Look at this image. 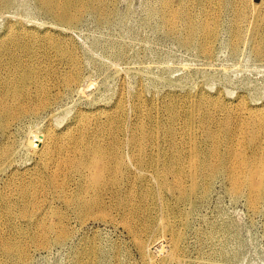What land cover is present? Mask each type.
<instances>
[{"label":"bare ground","instance_id":"obj_1","mask_svg":"<svg viewBox=\"0 0 264 264\" xmlns=\"http://www.w3.org/2000/svg\"><path fill=\"white\" fill-rule=\"evenodd\" d=\"M215 1L179 0L176 6L172 0H155L150 8L168 34L177 36L182 44L196 45L200 53L210 57L224 10L233 8L235 15L230 28V46L235 50L242 33L240 23L252 4L235 8L232 0H217L215 11ZM38 2L59 21L75 24L88 13L107 20L113 0ZM261 3L264 5L263 0L252 5ZM10 4L11 0H0V13ZM194 7H199L196 14ZM19 32L10 26L0 39V173L18 166L21 150L33 158L35 166L26 171L13 169L0 191V264H24L27 245L24 242L23 247L18 241L29 235L40 248L67 241L72 235L71 219L79 224L99 221L122 228L148 264H155V259L148 257L150 240L168 235L166 248L161 245L155 249L160 254L156 264H181L183 230L189 215L218 177L225 179L230 195L246 196L251 212L264 206V105L250 107L241 97L230 105L220 96L198 92L184 118L178 115L176 97L161 98L157 104L151 100L159 113L173 120L184 119V127L164 124L149 112L148 121L128 135L127 143L137 153L129 155L130 159L113 135L117 128L113 114L101 108L90 113L79 109L60 130L49 121L43 131L31 132L25 142L16 145L11 138L22 118L55 109L60 87L68 90L80 80L78 57L67 43L62 47L49 32L23 28ZM252 33L257 39L254 54L264 59V13H257ZM186 98L190 102V96ZM118 99V110L124 111L123 100ZM132 101L134 109H147L148 101L141 91ZM200 109H204L200 127L206 147L198 144L194 131V116ZM230 113L236 116L234 123L228 118L214 119ZM245 113L255 120H240ZM104 132L109 134L107 140L102 138ZM161 132L165 145H156L155 155L150 156L149 147ZM245 142L251 155L243 148ZM153 164L154 171H148ZM59 206L64 207L63 213ZM74 252L73 264H99L101 249L95 239L84 237ZM118 262L115 259V264Z\"/></svg>","mask_w":264,"mask_h":264},{"label":"rangeland","instance_id":"obj_2","mask_svg":"<svg viewBox=\"0 0 264 264\" xmlns=\"http://www.w3.org/2000/svg\"><path fill=\"white\" fill-rule=\"evenodd\" d=\"M154 1L113 0L107 20L96 19L88 13L79 22L67 24L44 12L38 0H11L0 13V39L10 26L18 33L21 28L42 34L49 32L59 39L62 47L65 48L67 43L80 63V80L68 90L60 87L59 98L54 104L58 107L40 116L29 114L14 128L11 139L16 145L21 140L25 142L31 132L33 135L43 131L49 121L60 130L72 121L79 109L90 113L101 108L113 114L117 123L113 135L130 159L136 148L128 145V135L137 125L148 121L149 112L164 124L184 127V119L173 120L171 116L159 113L157 105L150 104L151 100L157 104L161 98L165 101L176 97L178 115L183 118L188 115V106L194 105L192 101L197 99L198 92H205L208 97L220 96L230 105L240 97L250 107L264 105V59L254 54L257 39L252 33L257 13H264L262 3L253 7V0H232L235 8L252 1L247 6V17L240 23L242 33L237 48L233 50L230 46L233 38L230 28L235 23V15L233 8H226L212 41V55L205 57L196 45L182 44L177 36L165 31L159 17L151 14L150 6L155 5L152 4ZM172 3L179 6V0H172ZM214 3L216 11L217 0ZM198 8H193L194 14L199 12ZM260 9L263 10L258 11ZM140 91L148 101L147 109L133 108L132 97ZM186 96H190V102ZM118 98L123 100L124 111L118 110ZM203 111L200 109L195 113L194 131L198 144L206 147L200 127ZM218 117L213 118L216 121L228 118L234 123L236 116L230 113ZM239 118L255 120L247 113ZM105 120V117L101 118L102 122ZM162 137L161 132L153 147H149L150 156L155 155L156 145H165ZM102 138L107 140L109 134L104 132ZM171 140L167 139L168 142ZM175 140L178 141V137ZM3 142H7V138ZM245 144L246 154L251 155L252 150ZM1 145L0 149L3 148ZM222 145H227L225 139H222ZM34 166L33 158L21 150L18 166L13 169L26 171ZM154 168L153 164L148 171L153 172ZM13 169L0 173V191ZM245 198V195H230L223 177L214 181L206 197L197 201L183 230L181 264H264V206L258 212H251ZM59 210L63 213L64 207L59 206ZM70 226L72 235L67 241L51 242L47 248L36 246L40 244L32 235L19 239L23 247L24 242L27 245L28 258L24 264H73L75 248L84 237L95 239L100 246L99 264H115V259L119 260L118 264H148L120 227L99 221L79 224L74 219ZM30 230L36 231L35 228ZM157 236L150 240L148 255L155 259V264L160 259L155 249L161 245L166 248L165 237L168 238V235Z\"/></svg>","mask_w":264,"mask_h":264},{"label":"water","instance_id":"obj_3","mask_svg":"<svg viewBox=\"0 0 264 264\" xmlns=\"http://www.w3.org/2000/svg\"><path fill=\"white\" fill-rule=\"evenodd\" d=\"M254 2H258L259 0H253Z\"/></svg>","mask_w":264,"mask_h":264}]
</instances>
